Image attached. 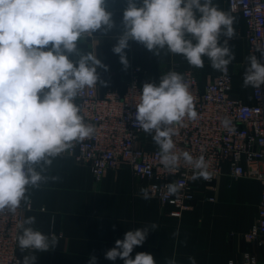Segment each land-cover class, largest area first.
<instances>
[{"label": "clouds", "instance_id": "clouds-1", "mask_svg": "<svg viewBox=\"0 0 264 264\" xmlns=\"http://www.w3.org/2000/svg\"><path fill=\"white\" fill-rule=\"evenodd\" d=\"M234 20L212 0H142L140 6L137 0H127L112 51L127 67L125 49L135 41L155 55L165 48L182 55L196 68H203L207 57L214 70L226 74L235 58L228 44L235 36ZM114 28L106 0H0V214L15 215L29 203V188L48 180L42 173L53 159L94 136V125L85 122L76 100L98 81L106 85L99 79L97 66L105 71L107 66L93 53H82L78 42ZM221 36L226 38L222 44ZM74 56L77 58L72 59ZM248 61L243 85L259 89L264 85V64L255 55ZM194 99L183 76L175 71L161 76L159 83L145 82L135 102L136 127L152 136L166 170H178L183 161L193 169L194 179H209L204 156L177 151L173 139L185 119L198 118ZM221 123L234 131L230 119ZM166 189L169 195L178 191L174 183ZM140 195L151 199L147 189L142 188ZM34 223L35 217L29 216L17 224L22 254L47 252L58 244L54 234L34 229ZM157 227L152 223L128 230L105 258H119L124 264H156L150 253L140 252L135 258L131 253ZM36 260L35 255L27 254L16 264H35ZM189 260L196 264L194 258ZM89 264H96L95 256ZM166 264L176 261L170 259Z\"/></svg>", "mask_w": 264, "mask_h": 264}, {"label": "crops", "instance_id": "crops-1", "mask_svg": "<svg viewBox=\"0 0 264 264\" xmlns=\"http://www.w3.org/2000/svg\"><path fill=\"white\" fill-rule=\"evenodd\" d=\"M212 2L235 18V36L228 40L235 57L228 65L232 75V95L252 102V87L243 85L250 57L244 17L230 11L228 0ZM137 4L140 6L142 0H137ZM106 6L113 14L116 28L78 42L82 53H93L107 66V71L97 66L100 81L106 82L105 85L98 81V96L110 92L124 94L133 66L142 70L141 88L148 81L159 83L160 77L171 71L181 75L190 72L202 86L220 75V71L211 67L207 57L203 58L204 67L196 68L182 55L172 54L166 48L155 55L135 41H130L125 49L128 61L125 67L112 48L121 31L120 22L127 0H106ZM225 39L221 36L220 43ZM139 145L146 150L158 149L147 133L142 134ZM42 175L48 180L38 188H29V203L22 205L26 208L24 219L34 216L32 227L49 236L54 234L58 244L47 252H20L21 258L27 254L35 255V264H89L92 256L96 257V264H124L119 258L115 261L106 259L105 253L115 246L117 239L122 240L128 230L152 223L158 225L157 229L149 232L142 246L134 247L132 258L137 253L146 252L153 255L156 264H166L170 259H175L176 264H190V257L196 264H229L230 261L241 263L243 254L249 252L264 260V248L244 238L258 220L263 186L257 180L234 178L228 163L223 165L222 173L212 183L192 176L190 183L195 200L180 217L172 216L174 208L157 198L143 199L140 190H148L149 181L134 176L124 165L107 170L97 180L90 165L61 154ZM208 198H214V201Z\"/></svg>", "mask_w": 264, "mask_h": 264}, {"label": "built area", "instance_id": "built-area-1", "mask_svg": "<svg viewBox=\"0 0 264 264\" xmlns=\"http://www.w3.org/2000/svg\"><path fill=\"white\" fill-rule=\"evenodd\" d=\"M228 4L231 12L244 17L250 56L255 55L264 64V0H228ZM141 73L140 67L133 66L124 94L110 92L100 97L97 86L83 90L76 103L81 107L85 122L94 125L95 134L62 155L90 165L97 180L107 170L127 166L134 176L149 181L151 197L172 206L171 215L180 217L195 200L190 183L194 171L181 161L178 170L170 172L159 162V148L146 150L139 145L145 133L136 127L135 121V102L142 90ZM182 76L194 95L198 118L185 119L183 126L178 127L173 137L176 150L188 151L193 157L204 156L209 172V179L204 180L208 183L216 181L223 165L228 163L234 178L245 177L262 184L258 220L244 238L264 248V85L259 89L252 87V102H246L232 95L229 68L226 74L221 72L205 86L190 72ZM224 118L231 120L234 131L222 126ZM172 183L178 191L169 195L166 185ZM208 200L214 201V198ZM25 210L22 206L15 215L0 214V264H16L18 258L22 259L16 237L17 224L24 219ZM231 264H264V260L245 252L241 263L231 261Z\"/></svg>", "mask_w": 264, "mask_h": 264}]
</instances>
